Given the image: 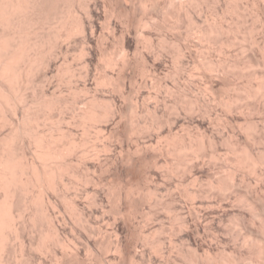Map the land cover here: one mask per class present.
Instances as JSON below:
<instances>
[{"label":"bare ground","instance_id":"obj_1","mask_svg":"<svg viewBox=\"0 0 264 264\" xmlns=\"http://www.w3.org/2000/svg\"><path fill=\"white\" fill-rule=\"evenodd\" d=\"M180 262L264 264V0H0V264Z\"/></svg>","mask_w":264,"mask_h":264},{"label":"rangeland","instance_id":"obj_2","mask_svg":"<svg viewBox=\"0 0 264 264\" xmlns=\"http://www.w3.org/2000/svg\"><path fill=\"white\" fill-rule=\"evenodd\" d=\"M241 2H242V1H241ZM221 3H222V1H221ZM100 10H103V9L101 8ZM249 13H250V12H249ZM249 16H250V15H249ZM250 17H251V16H250ZM225 19H226V18H225ZM227 19H228V18H227ZM251 19L253 20V17H252V18H248V20H249V21H248V24L250 23V25L252 24V23H251ZM223 20H224V19H223ZM224 21H225L224 24H225V23H226V24H228V23L231 24V19H230V22H228L229 19H228V21H227V20H224ZM227 22H228V23H227ZM232 22H233V21H232ZM252 22H253V21H252ZM106 29H107V30H106ZM108 30H109V31H108ZM110 31H111V30H110L109 28L105 27V26H104L103 29H102V33L106 36V38L109 37L108 40H111V41H112V40H113V39H112V38H113V37H112L113 35H112V32H111V34L109 33ZM156 32H157V31H155L154 33L157 35V37H159L158 35H160V34H158V33H160V32H157V33H156ZM255 33H256V31H255ZM251 34L254 35V31H253V33L251 32ZM257 34H258V33H256V37L259 36V35H257ZM111 37H112V38H111ZM112 42H113V41H112ZM196 53H197V54H202V52H198L197 49H196ZM219 54H222V53H221V52H219V53L216 52V55H217V56H220ZM137 55H138V54H137ZM137 55H136V57L139 56V55H138V56H137ZM222 55H223V54H222ZM222 55H221V56H222ZM71 56H72L71 58H73V59H71V61H73V62H71V64H72V68H73V69H74V68H75V69L79 68V67L81 66V65L79 66V63H80V62H79V58H78L76 55H71ZM74 56H76V57H74ZM162 56H164V57H161V59L163 58V63H164L165 65L163 66V69L161 70L162 72L160 73V76H162V78H163L164 80L167 79L166 81H169L171 78L169 79V75H165V73L168 71V69H169V70H173V69H174L173 67L175 66V63H176L175 60H176V59H173V58H174V57H173V53H172V51H169V50H168V52L166 51ZM223 56H224V55H223ZM77 60H78V61H77ZM172 60H173V61H172ZM190 60H191V59H190ZM190 60L188 59L189 64H191V63H190V62H191ZM190 66L193 67L192 65H190ZM164 68H165L167 71H166ZM167 68H168V69H167ZM166 74H167V73H166ZM139 75L142 76V74H139ZM139 75H138V78L140 79V76H139ZM165 77H166V78H165ZM141 78H143V76H142ZM168 79H169V80H168ZM55 80H56V78H54V80H53V81H54V84L56 85V84H58V83H57V82L55 83ZM167 83H171V80H170L169 82H167ZM63 84H64V83H62V84L59 83V84L56 85V86H57L59 89L62 88V91H63L64 93L62 92L63 94H61V95H64V96L67 95V96L69 97V95H70L69 92L71 93V91L69 90V87L66 86V84H64L65 86H64ZM93 87H94V88H93ZM170 87H173V86H171V84H170ZM144 89H145V91H149L148 93H150L149 99H148V95H149V94H148L147 97H146L147 99L145 98V102H146L147 104H148V103H149V104H151V103L154 104L155 99H153L152 96H151V95H152L151 91L153 92L154 89L151 88V87H147V88H144ZM162 90H163V92H162ZM229 90H230V89H229ZM229 90H228V91H229ZM65 91H66V92H65ZM68 91H69V92H68ZM159 91H160V94H162V96L165 95L166 98H168L167 96L169 95V96H170L169 99L175 95V94H173V96H172V95H170V94H168V93H167V95H166V93L163 94L164 91H165L163 88H162L161 90H159ZM230 91H231V90H230ZM91 92L101 93V91L99 90V87H97L96 85L92 86V88H91ZM71 94H72V93H71ZM104 94H106V92H104ZM67 96H66V97H67ZM133 96H135V93H134V95L132 94V96H131V100H130V101H132V104H134V102H135ZM165 96H164V97H165ZM105 99H107V98H105ZM169 99H168V100H169ZM160 100H161V102H162V99H160ZM160 100H159V103H161ZM105 102H106V100H105ZM106 103H107V102H106ZM125 103H128V101L125 100ZM160 105H162V104H160ZM131 114H132V115H131ZM131 114H130V116H136V115H133V114H134V111H132ZM188 117H189V115L182 114V115H181V121L183 120V123H187V124H188V122H189V118H188ZM187 121H188V122H187ZM103 123H105V121H102V124H103ZM187 124H184V126L187 125ZM178 126H179V125H177V127L174 128V130H176V132H177L178 134L187 133L188 131H190V133H191V132L194 133V132L197 131V128H196L193 124H190V122H189L188 126H185V127H183V126H179V127H178ZM186 127H187V128H186ZM189 127H190V128H189ZM184 128H185V129H184ZM188 128H189V129H188ZM180 129H181V130H180ZM89 131H90V130H89ZM183 131H184V132H183ZM193 131H194V132H193ZM200 131H202V130L198 129L197 132H200ZM90 133H93V131H90ZM93 134H94V133H93ZM131 144H132V143H131ZM133 145H134V144H133ZM133 151H134V150H133ZM104 174H105V173H104ZM186 185H189V186H190V182H189V183H186ZM103 189H104V188H103ZM105 189H106V188H105ZM105 189H104V190H105ZM105 192H106V191H105ZM105 192H104L103 194H105ZM103 196H104V195H103ZM103 196H102V197H103ZM87 197H88V196H87ZM88 198H89V200H90L91 198L93 199V197H92L91 194L89 195ZM183 198H184V196H183ZM186 198H187V197H186ZM92 199H91V200H92ZM91 200H90V201H91ZM106 200H107V201H106ZM182 200H183V199H182ZM186 200H188V199H186ZM103 201H104V202H107V203H110V202H111V201L109 200L107 194H105V196L103 197ZM104 202H103V203H104ZM111 204H112V202H111ZM90 205H91V204H90ZM93 205H94V204H92V205L90 206L91 209H94V208H95ZM148 205H149V204H148ZM148 205H145V207L147 206V207L145 208L146 210L149 208ZM92 206H93V207H92ZM96 207H97V205H96ZM105 212H106V211H105ZM107 213H108V212H107ZM104 214H105V213H104ZM108 214L111 215V216L114 215V217H117V218L120 217V216L117 215V214H116V215H115V214H111V213H108ZM106 215H107V214H106ZM98 216H100V215H98ZM146 217H148V216H146ZM146 217H144V218H146ZM144 218H143V219H144ZM148 219H150V218H148ZM136 220H137V219H136ZM138 220H139V219H138ZM143 221H144V222L141 223L142 225H144V224H146V223L148 222L147 219H146L147 222H145V220H143ZM100 223L103 224V225H106V224H107V225L104 227V229H106V230L102 229L103 232H101V234H100V235H102L101 237H103V238L105 237V239H108V238H109V239L113 240V238L115 237V235H114L113 233H111L110 230H109V228L112 226V223H111V224H110V222H104V223L100 222ZM106 232H107V233H106ZM166 232H167V231H166ZM109 233H110V234H109ZM166 234H167V235H166ZM169 234H171V232H167V233H165V235L167 236L166 238L170 241V239H171L174 235H171V236H170ZM165 235L163 234V236H165ZM109 236H110V237H109ZM168 236H170V239H169ZM95 237H99V235H96ZM174 238H175V236L171 239V241H172ZM114 239H115V238H114ZM168 240H167V241H168ZM176 242L178 243V241H176ZM167 243H168V242H167ZM167 243H165V247L167 246V247H166V248H167L166 250H169L171 256L174 257V256L176 255V254H175L176 251H178V249H179V248H177V247H179V245H178V246L175 245V242H174V243H173L174 246L172 247V246H168L169 244L167 245ZM177 243H176V244H177ZM170 244H171V243H170ZM178 244H179V243H178ZM170 247H171V248H170ZM185 247H188V246L185 245ZM172 248H174V249H172ZM175 248H176V250H175ZM170 249H171V250H170ZM173 250H174V251H173ZM172 252H173V253H172ZM107 253H109V252H107ZM107 253H106V255H107ZM86 254H87V255L84 254L85 257L87 258L88 262L90 261V263H91V262H92V259H91V258H92V255H90V254H88V253H86ZM109 254H110V253H109ZM180 264H184V263H181V262H180Z\"/></svg>","mask_w":264,"mask_h":264}]
</instances>
